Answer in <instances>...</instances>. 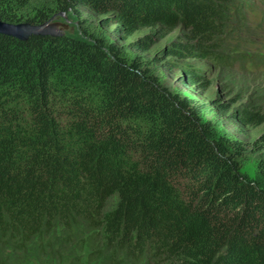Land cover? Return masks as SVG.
Here are the masks:
<instances>
[{
    "label": "trees",
    "instance_id": "trees-1",
    "mask_svg": "<svg viewBox=\"0 0 264 264\" xmlns=\"http://www.w3.org/2000/svg\"><path fill=\"white\" fill-rule=\"evenodd\" d=\"M253 8L0 0L1 21L64 14L81 33L0 34V264H264V182L241 172L248 144L220 121L257 131L264 157V106L230 84L229 103L198 101L160 76L206 91L211 59L227 80H263L242 65Z\"/></svg>",
    "mask_w": 264,
    "mask_h": 264
},
{
    "label": "rangeland",
    "instance_id": "rangeland-1",
    "mask_svg": "<svg viewBox=\"0 0 264 264\" xmlns=\"http://www.w3.org/2000/svg\"><path fill=\"white\" fill-rule=\"evenodd\" d=\"M83 17L86 18L88 22L93 20L91 16L87 17L86 13L83 14ZM258 17H260L259 14L250 16L249 21L251 23H255ZM49 24L53 25L55 27V31H59L62 35L80 36L81 34L79 32V24L72 16L57 14L51 18ZM109 32L112 33V29H110ZM110 37L111 39L116 40L114 35L110 34ZM253 39L258 41L255 30H253ZM260 42L263 43V40H259V43ZM129 54L133 55L134 52L129 51ZM205 64L208 65L205 77L207 80L212 82V87L206 91L184 86L179 76L176 74L161 71L160 76L170 90L179 91L183 95L194 98L198 101L209 102L213 98H219L223 103H229L227 96L224 94L223 90H221V86L224 84H230L232 85L233 88L231 86L230 87L231 89H234L235 94H239V96H237L238 99L249 100L250 98H253L261 102L264 106V77L263 80H251L250 78H234L232 80L229 78V80H227L228 76L227 73H225L227 68L218 66V64L213 63L211 59H209ZM220 121L223 125L221 129L222 132H225L228 136L238 138L245 143V146L248 144V149L239 159L241 172L248 177V179L263 183L264 167L261 166V163H263L264 157L256 155L253 150L249 148V141L257 136V131L245 128L240 129L229 119H223Z\"/></svg>",
    "mask_w": 264,
    "mask_h": 264
},
{
    "label": "water",
    "instance_id": "water-1",
    "mask_svg": "<svg viewBox=\"0 0 264 264\" xmlns=\"http://www.w3.org/2000/svg\"><path fill=\"white\" fill-rule=\"evenodd\" d=\"M50 20L51 19L41 25H31L26 22L13 24L0 20V34L20 41H26L30 36H62L59 31H55V27L53 25L49 24Z\"/></svg>",
    "mask_w": 264,
    "mask_h": 264
}]
</instances>
